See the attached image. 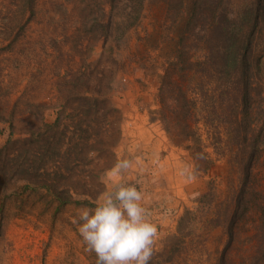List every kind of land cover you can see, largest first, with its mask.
Returning a JSON list of instances; mask_svg holds the SVG:
<instances>
[{
	"label": "rangeland",
	"instance_id": "1",
	"mask_svg": "<svg viewBox=\"0 0 264 264\" xmlns=\"http://www.w3.org/2000/svg\"><path fill=\"white\" fill-rule=\"evenodd\" d=\"M102 1L0 0V164L7 163L0 170L12 169L8 164L22 152L29 153L27 158L42 152V144L48 170L34 172L29 193L15 184L18 176L5 178L0 264H96L73 220L115 183L135 185L141 204L151 208L163 195L174 198L172 219L149 220L157 227L154 249L174 232L182 211L193 209L209 181L220 200L235 187L234 169L225 159L207 175L196 174L186 153L168 143L157 123L148 122L169 39L165 4L145 0L138 23L127 28L124 44L114 49V40L135 19H128V8L124 13L118 5L110 13L106 41L98 39L92 23L104 18ZM104 9L108 12L109 6ZM254 49L264 82V26ZM139 116L148 131L139 134L134 133L138 128L123 126ZM133 134L146 140L152 135L163 148L155 156L149 143L145 148L136 139L125 144L124 136ZM121 159L133 167L113 175L111 169ZM204 240L187 264H214L225 237L217 228L205 232Z\"/></svg>",
	"mask_w": 264,
	"mask_h": 264
},
{
	"label": "trees",
	"instance_id": "2",
	"mask_svg": "<svg viewBox=\"0 0 264 264\" xmlns=\"http://www.w3.org/2000/svg\"><path fill=\"white\" fill-rule=\"evenodd\" d=\"M129 1L135 3L127 6ZM144 1L103 0L104 18L92 23L98 29L97 38L106 41L110 13L122 5L121 12L128 8L125 16L133 15L135 20L114 40V49H119L127 28L138 23ZM147 1L165 4L170 22L156 108L149 111L148 122L157 123L168 143L186 153L194 173L205 176L225 159L236 176L235 187L223 200L218 198L214 182L207 183L193 209L182 211L174 232L154 249L149 264H187L203 248L204 233L217 228L225 241L214 264H264V82L254 57V43L264 26V0ZM104 5L109 6L108 12ZM109 51L113 53V48ZM10 139L9 134L7 142ZM42 150L31 158L27 151L22 152L8 164L12 169L0 170V196L7 191V176H18L15 184L29 193L34 172L48 173L44 144ZM159 152L152 148L155 156ZM6 165L0 164V168ZM163 196L152 208L142 204L149 220L172 219L175 212L170 202L174 198L169 193ZM77 204L89 206L87 202ZM3 209L2 200L0 236Z\"/></svg>",
	"mask_w": 264,
	"mask_h": 264
},
{
	"label": "clouds",
	"instance_id": "3",
	"mask_svg": "<svg viewBox=\"0 0 264 264\" xmlns=\"http://www.w3.org/2000/svg\"><path fill=\"white\" fill-rule=\"evenodd\" d=\"M132 167V161L121 159L111 173L122 175ZM141 200L135 185L115 183L98 196L93 208L79 211L73 223L78 225L86 251L95 253L96 264H149L157 227L147 218Z\"/></svg>",
	"mask_w": 264,
	"mask_h": 264
},
{
	"label": "crops",
	"instance_id": "4",
	"mask_svg": "<svg viewBox=\"0 0 264 264\" xmlns=\"http://www.w3.org/2000/svg\"><path fill=\"white\" fill-rule=\"evenodd\" d=\"M136 120V121H135ZM148 124H147V122L145 121V120H143V118L141 117V116H139V118H137V119H133V121H124V127L125 128H127V127H133V128H138L139 129V132H134V131H132V132H134V133H139L140 134V131L142 132V131H144V132H146V131H148V126H147ZM127 130V129H126ZM125 130V132H126V134L128 133V131H126ZM130 134V133H129ZM138 135V134H137ZM127 136L129 137V140H127ZM126 136V138H125V136H124V143L125 144H129V143H131V142H134V139H136V141H135V143H137V145H141V148H145L144 146L147 144V143H149V145L152 147H155V148H157V151L159 150L160 151V149L161 148H163V145H161V144H156V142H155V140L153 139V136L151 135V136H149V138H147V140L146 139H144V137L143 138H138V136H136V134H133V138L131 137V135L129 136V135H127ZM139 152V151H138ZM177 197L180 199H182V197H180V196H178L177 195Z\"/></svg>",
	"mask_w": 264,
	"mask_h": 264
}]
</instances>
